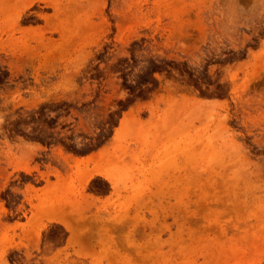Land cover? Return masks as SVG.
<instances>
[{
	"label": "rangeland",
	"instance_id": "rangeland-1",
	"mask_svg": "<svg viewBox=\"0 0 264 264\" xmlns=\"http://www.w3.org/2000/svg\"><path fill=\"white\" fill-rule=\"evenodd\" d=\"M6 1L0 165L54 210L32 257L7 218L0 264H264V0H108L53 54Z\"/></svg>",
	"mask_w": 264,
	"mask_h": 264
},
{
	"label": "bare ground",
	"instance_id": "bare-ground-1",
	"mask_svg": "<svg viewBox=\"0 0 264 264\" xmlns=\"http://www.w3.org/2000/svg\"><path fill=\"white\" fill-rule=\"evenodd\" d=\"M7 1L4 3L7 4L8 3ZM12 1L13 3L9 2V4H11V7L15 5V7L13 6L15 12L13 11V9H11V12L13 11V13H11L8 7L7 8L9 10L7 9L6 11L7 12L9 11L8 13H10L12 17H14L12 19L15 25L19 20V17H22L21 15L23 10H26V8L31 7L36 3H44V6H42L41 10L38 12L39 15L42 16L46 21L44 33L46 31H50L51 35L48 36L47 38L45 37V39H48L47 42H44L45 34H42L40 38L41 40H43L42 46L44 45L46 50H48V49H52V46L55 43H61L64 39L72 35V33L78 32V28H79L78 26L81 23V21L84 19V17L86 18L89 17L91 13H96V14L98 13L104 16L105 15L104 10L106 8L108 0H16L18 2H15V0ZM122 1L125 3L127 2V4L124 5L122 4V2L121 4H119L118 0H111L109 4L111 10L118 13L121 9L124 8V6L129 5L130 7H132V3L130 4L128 3L129 1L126 0H122ZM44 8H51L53 12L51 14H47L46 12H44ZM99 30L100 32L99 33L97 32L94 35L95 38L94 42L97 47H100L102 42L101 28H99ZM54 33L59 34V38H54L53 37ZM50 51L53 50H48L49 53L53 54V52ZM91 56H93L91 51H87V52L84 51V53H82L81 56L82 59L79 60L86 64ZM27 152L29 151H26V153ZM30 154H32V151H30ZM27 160L23 156L7 155L4 159L5 167H2L0 165V233H3L2 235H4V233L6 232L5 220L7 218L15 215H18V217L21 215L25 216V218L27 219L26 222L21 223L23 224L21 225L23 228L22 235L27 241L26 243H24V246L26 247V253L28 256L32 257L35 256L34 250L36 249L39 250L41 219H43V213L44 211L45 212L53 211L54 207L53 204L50 203V200L47 201L45 198H42L39 192L40 191L39 188H35L33 186H26L24 189H22L19 185H13L10 183V181L13 180V177L19 179L21 175L19 173L20 172L19 170H17L18 172L16 173H12V171H9V167L12 169L13 168L29 169ZM41 176H43V174ZM112 179L113 178H111V180ZM6 189H10L13 195L22 196V200L20 201V204L17 205V208L14 211L7 209L5 207L4 200L1 199L2 191H5ZM52 214H54V212H52ZM1 240L2 241H0V260L2 259L6 249V245H3L2 243L5 242L6 237H2ZM26 262L28 263V261Z\"/></svg>",
	"mask_w": 264,
	"mask_h": 264
}]
</instances>
